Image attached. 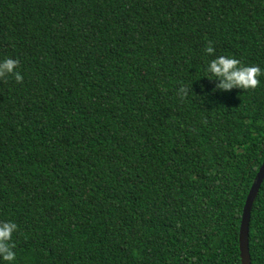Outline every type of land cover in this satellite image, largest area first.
<instances>
[{
    "label": "trees",
    "instance_id": "trees-1",
    "mask_svg": "<svg viewBox=\"0 0 264 264\" xmlns=\"http://www.w3.org/2000/svg\"><path fill=\"white\" fill-rule=\"evenodd\" d=\"M211 42L213 53L204 52ZM260 67L221 89L207 62ZM12 264H241L264 161V0H0ZM250 264H264V181Z\"/></svg>",
    "mask_w": 264,
    "mask_h": 264
},
{
    "label": "clouds",
    "instance_id": "clouds-1",
    "mask_svg": "<svg viewBox=\"0 0 264 264\" xmlns=\"http://www.w3.org/2000/svg\"><path fill=\"white\" fill-rule=\"evenodd\" d=\"M211 42L205 47L204 52L213 53ZM18 61L13 58L0 59V77L12 74L16 81L22 79L21 74L16 71ZM206 73H211L219 80L221 89L233 87L242 90L255 88L261 69L254 64H242L241 61L232 55H219L207 62ZM17 231V224L12 220H0V264H12L15 260V252L12 250V235Z\"/></svg>",
    "mask_w": 264,
    "mask_h": 264
},
{
    "label": "water",
    "instance_id": "water-1",
    "mask_svg": "<svg viewBox=\"0 0 264 264\" xmlns=\"http://www.w3.org/2000/svg\"><path fill=\"white\" fill-rule=\"evenodd\" d=\"M264 179V161L262 162L254 181L250 187V190L247 194L242 215L239 226L238 233V245H239V255H240V263L241 264H250V253H249V224L251 218V210L253 207V203L258 194L260 185L262 184Z\"/></svg>",
    "mask_w": 264,
    "mask_h": 264
},
{
    "label": "flooded vegetation",
    "instance_id": "flooded-vegetation-1",
    "mask_svg": "<svg viewBox=\"0 0 264 264\" xmlns=\"http://www.w3.org/2000/svg\"><path fill=\"white\" fill-rule=\"evenodd\" d=\"M263 181H264V179H263ZM263 183V182H262ZM261 186V185H260ZM260 189V188H259Z\"/></svg>",
    "mask_w": 264,
    "mask_h": 264
}]
</instances>
